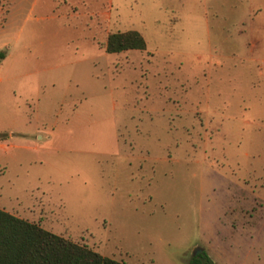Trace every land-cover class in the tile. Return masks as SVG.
<instances>
[{"label": "rangeland", "instance_id": "rangeland-1", "mask_svg": "<svg viewBox=\"0 0 264 264\" xmlns=\"http://www.w3.org/2000/svg\"><path fill=\"white\" fill-rule=\"evenodd\" d=\"M0 49V208L128 264H264V0H0Z\"/></svg>", "mask_w": 264, "mask_h": 264}, {"label": "trees", "instance_id": "trees-1", "mask_svg": "<svg viewBox=\"0 0 264 264\" xmlns=\"http://www.w3.org/2000/svg\"><path fill=\"white\" fill-rule=\"evenodd\" d=\"M139 31L126 29L107 34L105 50L143 49ZM4 50L0 49V59ZM0 264H128L0 208ZM187 264H216L202 250L192 254Z\"/></svg>", "mask_w": 264, "mask_h": 264}, {"label": "water", "instance_id": "water-1", "mask_svg": "<svg viewBox=\"0 0 264 264\" xmlns=\"http://www.w3.org/2000/svg\"><path fill=\"white\" fill-rule=\"evenodd\" d=\"M201 248H196L194 251H193V253H195V252H197V251H199Z\"/></svg>", "mask_w": 264, "mask_h": 264}, {"label": "crops", "instance_id": "crops-1", "mask_svg": "<svg viewBox=\"0 0 264 264\" xmlns=\"http://www.w3.org/2000/svg\"><path fill=\"white\" fill-rule=\"evenodd\" d=\"M182 264H187V263H182Z\"/></svg>", "mask_w": 264, "mask_h": 264}]
</instances>
